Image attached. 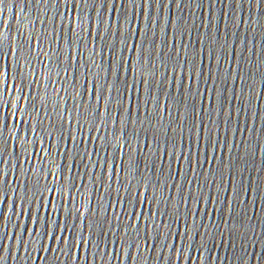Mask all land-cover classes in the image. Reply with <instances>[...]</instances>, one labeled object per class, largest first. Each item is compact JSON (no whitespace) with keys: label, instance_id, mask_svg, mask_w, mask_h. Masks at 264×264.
I'll list each match as a JSON object with an SVG mask.
<instances>
[{"label":"water","instance_id":"1","mask_svg":"<svg viewBox=\"0 0 264 264\" xmlns=\"http://www.w3.org/2000/svg\"><path fill=\"white\" fill-rule=\"evenodd\" d=\"M230 201L264 264V0H176Z\"/></svg>","mask_w":264,"mask_h":264},{"label":"snow or ice","instance_id":"2","mask_svg":"<svg viewBox=\"0 0 264 264\" xmlns=\"http://www.w3.org/2000/svg\"><path fill=\"white\" fill-rule=\"evenodd\" d=\"M82 2L86 4L88 2V0H82ZM3 3H4V0H0V5H3ZM143 82L145 85H147V83H148L147 80H144Z\"/></svg>","mask_w":264,"mask_h":264}]
</instances>
